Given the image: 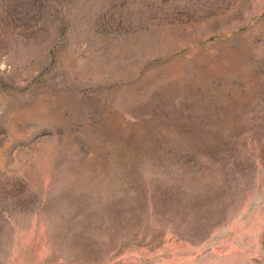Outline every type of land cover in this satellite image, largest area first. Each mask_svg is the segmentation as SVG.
<instances>
[{
  "label": "rangeland",
  "instance_id": "rangeland-1",
  "mask_svg": "<svg viewBox=\"0 0 264 264\" xmlns=\"http://www.w3.org/2000/svg\"><path fill=\"white\" fill-rule=\"evenodd\" d=\"M0 264H264V0H0Z\"/></svg>",
  "mask_w": 264,
  "mask_h": 264
}]
</instances>
